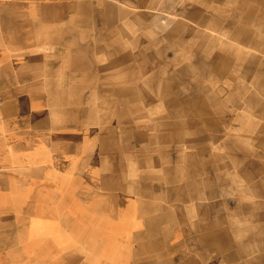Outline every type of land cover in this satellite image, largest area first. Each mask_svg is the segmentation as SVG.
<instances>
[{
    "label": "rangeland",
    "instance_id": "374dc122",
    "mask_svg": "<svg viewBox=\"0 0 264 264\" xmlns=\"http://www.w3.org/2000/svg\"><path fill=\"white\" fill-rule=\"evenodd\" d=\"M118 1L99 0L95 9L98 26L114 28L124 44L97 50L100 75L114 72V98L84 99L83 117L99 139L123 142L114 149L116 167L146 204L150 243L132 264L161 262L148 252L156 244L170 250L174 241L207 260L264 264V50L231 36L240 29L249 39L258 15L243 14L237 0ZM107 55L113 58H101ZM82 246L83 264L91 253L96 264H111L104 257L112 243L84 237ZM74 250L68 244L66 256ZM25 258L2 264L34 263Z\"/></svg>",
    "mask_w": 264,
    "mask_h": 264
},
{
    "label": "crops",
    "instance_id": "0c3cea01",
    "mask_svg": "<svg viewBox=\"0 0 264 264\" xmlns=\"http://www.w3.org/2000/svg\"><path fill=\"white\" fill-rule=\"evenodd\" d=\"M237 1L245 5L243 14L258 15L260 23L256 29L249 26V39L237 29L233 40H249L252 49L264 50V0L260 5ZM98 4L0 0V264L24 254L32 264H83L84 237L91 243H112L104 257L111 264H132L136 254H147L146 204L125 185L115 164L114 149L123 142L99 139L95 126L83 117L84 99L114 98V69L100 75L97 50L106 44L108 52L124 46L116 42L114 28L98 26ZM201 24L213 28L209 21ZM219 32L227 38L225 28ZM92 108L99 115L98 103ZM68 244L75 249L69 257ZM179 244L174 241L170 250L154 245L150 259L161 262L149 264H227L226 258L207 260L194 247L185 252ZM97 260L91 253L90 264ZM247 264H259L258 259L251 257Z\"/></svg>",
    "mask_w": 264,
    "mask_h": 264
},
{
    "label": "built area",
    "instance_id": "2783aa9c",
    "mask_svg": "<svg viewBox=\"0 0 264 264\" xmlns=\"http://www.w3.org/2000/svg\"><path fill=\"white\" fill-rule=\"evenodd\" d=\"M2 117V99L0 97V118Z\"/></svg>",
    "mask_w": 264,
    "mask_h": 264
}]
</instances>
